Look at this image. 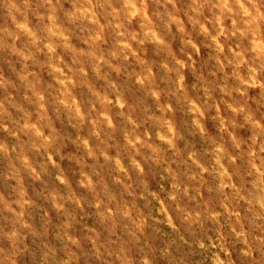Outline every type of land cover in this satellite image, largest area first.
Listing matches in <instances>:
<instances>
[{
  "label": "clouds",
  "instance_id": "1",
  "mask_svg": "<svg viewBox=\"0 0 264 264\" xmlns=\"http://www.w3.org/2000/svg\"><path fill=\"white\" fill-rule=\"evenodd\" d=\"M0 264H264V0H0Z\"/></svg>",
  "mask_w": 264,
  "mask_h": 264
}]
</instances>
